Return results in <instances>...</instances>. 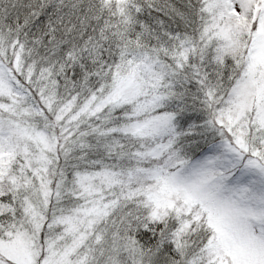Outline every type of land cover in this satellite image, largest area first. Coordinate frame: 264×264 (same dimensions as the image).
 I'll return each instance as SVG.
<instances>
[{
  "label": "trees",
  "instance_id": "16d2710c",
  "mask_svg": "<svg viewBox=\"0 0 264 264\" xmlns=\"http://www.w3.org/2000/svg\"><path fill=\"white\" fill-rule=\"evenodd\" d=\"M210 2L0 0V68L8 94L0 97V129L7 131L0 152L22 141L32 146L24 156L14 151L9 164L4 159L6 165L0 166V172L9 169V177L0 176L1 238L30 227L25 226L26 219L34 211L38 237H70V230L77 235L90 233L95 248L97 236L108 234V221L114 215L123 218L121 240L133 242L148 263L168 258L177 264H214L218 248L208 245L211 231L205 220L176 235L175 220L165 224L158 213L155 220L147 216L154 204L150 187L158 175L168 174L167 184L176 193L188 194L194 184L181 181L202 166H212L215 175L222 176L229 171L256 172L254 165L264 166V134L248 126L254 115L250 105L257 106L260 95L246 90L249 96L230 121L222 103L235 97L234 78L228 85L225 78L236 75L244 55L250 53L252 58L264 0ZM169 82H174L173 102L163 89ZM118 93L123 99L133 98L135 108L119 126H112L110 134L125 149L123 158L113 159L102 154L109 145L98 143L90 128H97L98 116L108 112L101 99ZM16 94L22 98L16 99ZM237 94L242 96L240 91ZM86 100H95V118L86 114ZM11 106L12 114L7 111ZM24 112H28L25 117ZM221 115L225 121L220 124ZM163 121H171L172 127L164 130ZM20 122L34 127L31 133L45 137V144L55 145L43 154L45 158H36L42 143L37 146L38 138L22 135L19 125L16 129ZM106 128L110 127L104 125L103 131ZM139 161L140 170H135ZM254 171L246 179L252 184L260 179ZM88 174L112 178L107 184L99 178L85 182ZM41 186L47 198L40 194ZM98 188L109 190L103 196ZM243 193L244 189L238 199ZM97 207L100 215H90ZM245 223L233 226L227 221L232 229L222 228L223 234L214 236L222 239L235 264L243 262L238 235ZM229 262L222 258L219 264Z\"/></svg>",
  "mask_w": 264,
  "mask_h": 264
},
{
  "label": "rangeland",
  "instance_id": "374dc122",
  "mask_svg": "<svg viewBox=\"0 0 264 264\" xmlns=\"http://www.w3.org/2000/svg\"><path fill=\"white\" fill-rule=\"evenodd\" d=\"M108 1L119 2L124 0ZM210 1L209 4H215V1L217 0ZM258 7H256L257 10ZM236 9L237 11H240L238 6ZM256 29L257 32L254 35L253 40L254 52L252 58H250V53L249 55H244L245 61L243 62V66L242 64H239L236 75H228L225 78L227 85L231 83L230 81L234 78L233 90L235 92V97L227 98L222 103L223 107L228 111L226 118L230 121L232 113L237 110L239 104L243 103L242 101L245 100L246 96H249L246 90L250 93H254L256 96L260 95L258 105H250L253 109H250L249 112L251 114L252 110V114L254 113V115L251 117L250 123L248 120V126L254 128L256 132L262 130L264 134V14L262 15L261 26H258ZM251 34L253 33L249 32L248 39H250ZM241 68L243 69L240 70ZM2 71L3 69L0 68V97L4 98L8 96V94L6 93L7 90L5 88L4 74ZM173 84L174 82H169L168 84L163 85L165 93L168 94V98L172 99V102L176 99L175 95L170 93V88ZM248 86H253V90L257 92H254ZM239 91L242 93V96L240 97L237 94ZM138 92H141L140 88L138 89ZM15 97L16 99L17 97L20 99L22 98L18 94H16ZM132 100L133 98L130 99V97L123 99L119 93L111 94L109 97L101 99L100 104H106L107 106L105 107L108 108V112L103 116L99 115V126H97V128H90V130L95 132V140H97L98 143L103 142V147L109 145V147L107 146V149L102 152L103 155L109 157L113 156V159H116V156L119 157V159L124 157V147L118 145L117 142L119 139H117L116 136H112L110 133H112L115 126H119L124 122L122 117L133 115L135 104L131 102ZM94 102L95 100L85 101L84 109L88 117L92 116L95 118V115L97 114L96 109L92 108ZM95 106L97 105L95 104ZM101 107L105 108L104 106ZM14 110L15 109L11 106L10 110L7 111L12 114ZM27 113L28 112L25 114L24 112L23 116L25 117ZM117 118L121 119L120 122L117 121ZM14 121L17 122L15 119ZM223 121H225V115L220 116L219 123ZM12 122L13 119L9 122V125ZM21 123L23 122L17 123L16 129L19 125V131L22 135L38 138L40 141L37 142V146L42 143V148L41 146L39 147L40 152H38L36 158L38 160H41L42 157L45 158L43 154L46 151L55 148V145L48 144V142L45 144V137L31 133L34 131V127L23 125ZM172 124L171 121H163L161 126L164 130H168L172 127ZM254 124L256 125L255 127L253 126ZM104 125L110 127L106 128L107 130H104L106 132L103 131ZM258 126L259 128H256ZM226 127H228V124ZM160 130L163 132L161 128ZM6 132L7 131H2V129H0V143L5 139L2 138V134H5ZM224 133L226 132L224 131ZM7 138L12 140L13 135H8ZM30 147L32 146L28 143H23L22 141L21 143L16 144V147L10 151L4 149V152H0V155L3 157L0 159V166L1 164L2 166L5 164L3 161L4 159H7L6 164H9L8 157H12L14 151H20L24 156V153L31 152V149H29ZM49 152L50 151H48L46 155H48ZM126 155L128 156L129 153H126ZM33 159L35 158L33 157ZM141 162L142 161H139L136 164V167L134 168L135 170H140L138 167ZM113 164L116 165L115 161ZM254 166L257 167L256 172L253 169H250L249 171L259 173L260 179L253 181V184L246 180L250 173L249 171L248 173L247 171H240L239 174L235 171V176L234 174H230L229 171L227 176H222L215 175L212 166L206 169L202 166L199 172H196L191 176H185L183 181H181V184H194V187H192L188 194L184 192L176 193L173 185L167 184L166 182L169 180L168 174L163 173L160 176L158 175L155 178L153 186L150 187L152 193L150 194V199L153 200L154 204L152 203V209L148 208L152 214L150 213V215H148L147 213V216H150V221L151 219L155 220V215L158 213L161 217L164 216L162 219L166 221H163L165 224L175 220V223H172V225H176V235L180 234L183 230L186 232L187 229H185V227L191 226L196 222L200 224V220H205V225L207 224L206 226L210 227L209 231H211L208 245L214 243L215 246L213 247L218 248V252L215 253V257H213L214 264L221 263L222 258H225L228 262L230 261L229 264H235L234 260H230V254L226 251L227 247L224 246V242H221L222 239L216 238L214 240L216 233L217 235L223 234L222 228H225V230L228 231L232 229L227 226V221H231L233 226H236L241 222H246L243 228V234L238 235L241 237L240 241L242 242L240 248V254L243 261L242 264H264V257L261 256L259 250L261 249L264 251V244L260 241V237L262 238L261 234H264V166L258 164ZM7 171L5 173L0 172V176L2 177V174H4L9 177V171ZM103 171L108 170L104 168ZM141 172L144 173V168ZM110 178L112 177L108 175L99 177L98 174H88L86 175L85 182H92V180L97 179L100 183L107 184L108 179ZM88 184L90 186V183ZM112 185L113 184L110 186ZM242 185L245 187H242ZM85 186L88 187L87 185ZM113 186L115 187V185ZM38 189L43 198H47L48 195L42 190V186ZM243 189V200L241 198L238 199L237 195L240 194V191ZM108 190L98 188L97 191L105 196ZM110 191L115 192L116 190L115 188H111ZM0 195H2L1 191ZM172 198H175L178 203H176L177 201H173ZM142 205L145 206L144 202ZM118 207L119 205L116 208L118 209ZM123 210L124 209H120V212L124 213ZM30 213V219H26L29 223L27 222L25 225H29L30 227L19 229L9 234L7 238L0 237V264H120L124 263V260L129 264H177L168 258H164V260L154 259L152 262L149 261L148 263L146 261L147 258L138 253V249L133 242L129 239L121 240L123 235L120 233L119 229H121L120 227L122 226V217L112 215L110 221H108V234L106 236H97V244L95 248H91L92 241H90V233L77 235L74 234L75 231L70 230V237L62 234H58V236L55 237H38L39 228L38 225L36 227V224H34L38 218L34 211L33 213ZM89 213L90 215L94 213L99 214L100 210L97 207L96 210L91 209ZM85 214H87V211H85ZM125 214L130 215L129 213ZM235 231L236 229L234 228V232ZM116 232L119 236H117ZM205 252L208 253L209 251L205 250ZM140 256L141 258L139 259Z\"/></svg>",
  "mask_w": 264,
  "mask_h": 264
}]
</instances>
